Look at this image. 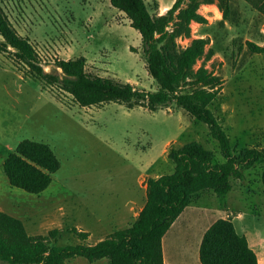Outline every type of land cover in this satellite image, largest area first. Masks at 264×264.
<instances>
[{
    "label": "rangeland",
    "instance_id": "374dc122",
    "mask_svg": "<svg viewBox=\"0 0 264 264\" xmlns=\"http://www.w3.org/2000/svg\"><path fill=\"white\" fill-rule=\"evenodd\" d=\"M145 1L153 15H160L175 0ZM0 3L17 31L38 50L46 71H60L55 60L83 55L91 74L130 82L139 89L158 88L147 71L140 33L109 0ZM210 4L216 7L204 6ZM237 10L238 25L221 24L219 1L202 2L199 12L208 15L203 14L207 22L193 21L190 37H180L178 43L186 46L193 38L209 40L206 50L213 54L198 60L195 68L205 66L221 76L222 87L211 108L228 133L234 154L241 156L245 148H264V54L252 53L245 43H264V18L245 3ZM9 56L0 52V209L20 218L29 234H47L56 227L60 232L55 244L95 243L100 235L106 233V237L125 227L126 222L114 218L138 193L139 165L152 145L173 142L163 150L167 161L145 171L142 184L149 173L173 171L174 163L167 156L169 146L196 141L215 153V163L225 160L208 124L194 119L176 103L156 111L127 108L113 101L83 107L71 94L29 76L25 67ZM26 138L49 144L61 161L53 181L39 194L12 186L3 170L6 156ZM153 153L157 154L158 148ZM263 167L258 162L244 169V179L233 178V188L226 195L202 194L185 214L209 208L214 217L230 215L237 231L246 229L251 240L263 242V249ZM73 227L87 229L92 235L83 241L73 233ZM90 263L109 264L107 258L90 262L81 256L65 264Z\"/></svg>",
    "mask_w": 264,
    "mask_h": 264
},
{
    "label": "trees",
    "instance_id": "16d2710c",
    "mask_svg": "<svg viewBox=\"0 0 264 264\" xmlns=\"http://www.w3.org/2000/svg\"><path fill=\"white\" fill-rule=\"evenodd\" d=\"M109 1L127 15L131 27L140 33L147 71L158 84L156 90L91 74L83 55L55 60L60 71H46L38 50L17 31L1 3L0 52L8 53L14 62L25 67L29 76L71 94L83 107L113 101L127 108L141 106L156 111L176 103L194 119L208 124L225 160L215 163V153L196 141L171 147L168 158L174 163V170L147 179L146 203L137 218L130 226L117 229L96 243L55 244L58 228L47 234H29L20 218L0 209V262L65 264L81 256L90 262L107 258L109 264H164L163 236L182 211L202 194H228L233 178L243 180L244 169L258 162L264 164V148L249 147L241 156L234 154L231 139L211 108L218 99L222 78L205 66L195 68L198 60L212 56L213 51L206 50L209 40L193 38L186 46L178 43V38L190 37L193 21L207 22L199 8L202 2L214 0H175L160 15H153L145 0ZM218 1L223 13L220 23L238 25L240 14L230 0ZM246 1L264 18V0ZM245 43L252 53L264 54V43ZM60 168L61 161L49 144L28 138L21 140L3 162L9 183L33 194L43 192ZM261 182L264 185V167ZM72 231L83 241L88 238L86 231L76 227ZM199 256L202 264H258L247 237L237 231L231 218H219L206 230Z\"/></svg>",
    "mask_w": 264,
    "mask_h": 264
},
{
    "label": "crops",
    "instance_id": "0c3cea01",
    "mask_svg": "<svg viewBox=\"0 0 264 264\" xmlns=\"http://www.w3.org/2000/svg\"><path fill=\"white\" fill-rule=\"evenodd\" d=\"M230 2L233 8L235 9L238 8L240 3L241 4L245 3V5H250L252 9H254V12H256L257 14L259 13V11L246 0H230ZM204 6L206 7L215 6L216 7V4H210V5H204ZM239 11L242 13L241 9ZM239 11L238 13L240 14ZM203 14L206 17H208L207 14L205 13ZM262 31H264V23L262 24ZM171 143L173 144V142L164 143L161 146H157V147L152 145L148 149V151L144 153V159L142 163H140L139 165L138 173L136 176V184H137L136 186L138 187V193H137L138 195L136 194L132 199H129L125 203V205L122 206L121 210L118 212V214L114 218L116 222H120V223L126 222L127 225L125 227H128L137 218L140 211L144 207L146 203V198H147V195H146L147 181L144 184H142L143 181L145 180V178L143 177L144 175L143 173L145 171L153 170V167L155 166V164L159 162L165 163V161H167V160H164L165 158L163 156V150L168 144L171 145ZM171 147L173 146H169L167 149V156H168V153ZM154 148H158L157 154L153 153ZM162 174H165V173L157 171L155 175H152L149 173V177L157 178ZM52 181H53V175H52ZM192 205H189L182 211V213L172 223L168 231L163 236L162 246H163L164 264H202L200 261V256H199V249H200L202 238L206 230L212 225V223H214L217 219H219V217H214L212 215L211 209L209 208H204L203 210H200L198 214L194 211H190L188 214H185L188 208ZM61 209H63V206L60 207V210ZM220 218H230V215L229 216L227 215L226 217H220ZM232 221L234 223L233 219ZM101 222L102 220L98 218L97 223H100V226L102 225ZM102 227L103 226H101V228ZM78 229L88 232L89 238L92 235L91 231L87 229H81V228H78ZM239 233L247 237L250 247L256 253L258 264H264V248L262 249L263 242L261 240L260 241L251 240V238L248 235V231L246 229H243V231L241 232L239 231ZM105 234L106 233L100 235L98 237L99 238L98 241L105 238ZM260 248L261 250L258 251ZM72 259H75V258H72ZM90 264H96V263H90Z\"/></svg>",
    "mask_w": 264,
    "mask_h": 264
}]
</instances>
